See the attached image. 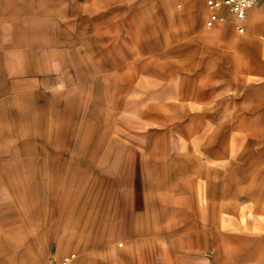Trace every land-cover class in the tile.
I'll use <instances>...</instances> for the list:
<instances>
[{"label":"rangeland","instance_id":"1","mask_svg":"<svg viewBox=\"0 0 264 264\" xmlns=\"http://www.w3.org/2000/svg\"><path fill=\"white\" fill-rule=\"evenodd\" d=\"M196 5L205 10L192 23ZM4 6L17 17L1 45L22 44L25 31L33 45L52 38L48 49L70 54L81 72L75 84L65 75L64 90L77 91L66 95L65 135H159L162 166L150 177L161 183L160 231L144 247L122 250L117 240L84 256L34 237V254L2 255L0 264H60L69 255V264H264L263 24L240 34L226 15L208 29L206 0H0ZM10 57L23 58L0 52ZM5 122L1 131L17 135L18 150H41L26 142L40 134L33 120ZM32 210L38 235L48 208ZM95 252L103 256L90 258Z\"/></svg>","mask_w":264,"mask_h":264},{"label":"crops","instance_id":"2","mask_svg":"<svg viewBox=\"0 0 264 264\" xmlns=\"http://www.w3.org/2000/svg\"><path fill=\"white\" fill-rule=\"evenodd\" d=\"M5 8L0 7V37L9 18L17 17ZM204 10L196 5L191 22L195 23ZM226 15L231 16L235 28L233 16L225 9L220 11L222 20L213 27ZM259 23L264 25V0L247 12L244 28ZM50 39L46 45H33L27 31L22 44L13 47L4 45L9 41L1 45L0 39V52L18 51L23 57H10L7 62L0 59V69L9 66L0 75V146H8L7 150L0 149V256L15 261L18 256L34 254V237L46 240L47 245L52 241V245L79 250L83 255L87 250H111L110 244L117 240L127 245L122 250H130L136 243L144 247L160 231L161 183L160 178L155 182L150 177L161 175V137L144 133L66 136V111L71 104L66 95L77 91L64 90L65 75L68 73L73 81L70 84L79 83L82 75L70 54L48 49L53 41ZM25 45L30 47L20 49ZM28 107L36 114H30ZM18 119L33 120L39 126V139L26 142H40L41 150H18L17 135L1 131L6 120L13 121L16 128ZM173 142L175 146L176 140ZM45 143L51 148L45 149ZM69 143L74 144L72 149H68ZM33 206L48 208V218H39L38 235L33 232V223L37 222ZM52 251L41 250L40 255L48 256ZM89 256L97 259L103 255L95 252Z\"/></svg>","mask_w":264,"mask_h":264},{"label":"built area","instance_id":"3","mask_svg":"<svg viewBox=\"0 0 264 264\" xmlns=\"http://www.w3.org/2000/svg\"><path fill=\"white\" fill-rule=\"evenodd\" d=\"M259 1L262 0H206L208 15L204 24L207 28H209L220 22L222 20L220 11L225 9L233 16L236 31L242 34L245 29L244 22L247 17V12ZM73 258L74 255L66 256L62 259L60 264H69ZM44 264L54 263L46 262Z\"/></svg>","mask_w":264,"mask_h":264},{"label":"bare ground","instance_id":"4","mask_svg":"<svg viewBox=\"0 0 264 264\" xmlns=\"http://www.w3.org/2000/svg\"><path fill=\"white\" fill-rule=\"evenodd\" d=\"M255 5H256V4H255ZM255 5H254V6H255ZM254 6H252L251 8H253Z\"/></svg>","mask_w":264,"mask_h":264}]
</instances>
